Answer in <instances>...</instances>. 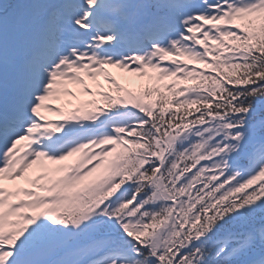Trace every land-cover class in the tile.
Instances as JSON below:
<instances>
[{"label": "snow or ice", "instance_id": "1", "mask_svg": "<svg viewBox=\"0 0 264 264\" xmlns=\"http://www.w3.org/2000/svg\"><path fill=\"white\" fill-rule=\"evenodd\" d=\"M0 264H264V0H0Z\"/></svg>", "mask_w": 264, "mask_h": 264}, {"label": "rangeland", "instance_id": "2", "mask_svg": "<svg viewBox=\"0 0 264 264\" xmlns=\"http://www.w3.org/2000/svg\"><path fill=\"white\" fill-rule=\"evenodd\" d=\"M109 71H111L114 75H117L119 76L120 73H119V70L118 69H109ZM163 83H171V80H165L163 81ZM180 85H182L184 82L183 81H179L178 82ZM50 118L55 120V119H58V117H56L54 114H49Z\"/></svg>", "mask_w": 264, "mask_h": 264}]
</instances>
